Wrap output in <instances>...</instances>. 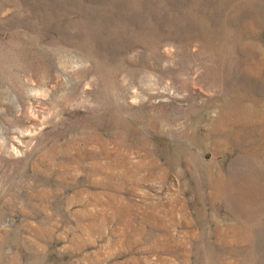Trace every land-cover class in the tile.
I'll return each instance as SVG.
<instances>
[{"label":"rangeland","instance_id":"1","mask_svg":"<svg viewBox=\"0 0 264 264\" xmlns=\"http://www.w3.org/2000/svg\"><path fill=\"white\" fill-rule=\"evenodd\" d=\"M0 264H264V0H0Z\"/></svg>","mask_w":264,"mask_h":264},{"label":"bare ground","instance_id":"2","mask_svg":"<svg viewBox=\"0 0 264 264\" xmlns=\"http://www.w3.org/2000/svg\"><path fill=\"white\" fill-rule=\"evenodd\" d=\"M224 115V114H223ZM220 117V116H219ZM246 124V123H245Z\"/></svg>","mask_w":264,"mask_h":264}]
</instances>
